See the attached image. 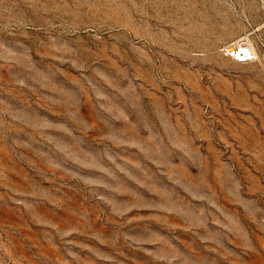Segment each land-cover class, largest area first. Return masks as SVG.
Segmentation results:
<instances>
[{"label": "rangeland", "instance_id": "rangeland-1", "mask_svg": "<svg viewBox=\"0 0 264 264\" xmlns=\"http://www.w3.org/2000/svg\"><path fill=\"white\" fill-rule=\"evenodd\" d=\"M263 24L253 0H0V264H264Z\"/></svg>", "mask_w": 264, "mask_h": 264}, {"label": "built area", "instance_id": "built-area-1", "mask_svg": "<svg viewBox=\"0 0 264 264\" xmlns=\"http://www.w3.org/2000/svg\"><path fill=\"white\" fill-rule=\"evenodd\" d=\"M257 2L262 14L264 15V0H253ZM264 26V24H263ZM260 45L264 50V36L260 39ZM229 57L238 63L252 62L257 55L255 48L243 39L235 45L225 46L222 49Z\"/></svg>", "mask_w": 264, "mask_h": 264}]
</instances>
